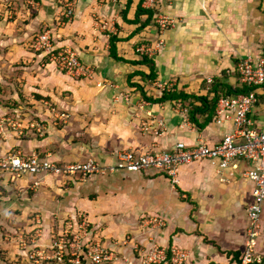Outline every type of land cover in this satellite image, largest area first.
Returning <instances> with one entry per match:
<instances>
[{
	"label": "crops",
	"instance_id": "crops-1",
	"mask_svg": "<svg viewBox=\"0 0 264 264\" xmlns=\"http://www.w3.org/2000/svg\"><path fill=\"white\" fill-rule=\"evenodd\" d=\"M28 2L0 0V117L23 113L26 122L44 123L45 133L7 136L0 164L16 149L61 167L91 160L112 166L124 152H172L178 143L215 147L233 132L232 114L217 122L213 88L222 97L245 89L237 67L247 56H264V0H38L37 10ZM144 10L156 13L155 23L166 16L174 25L165 33L155 23L143 27ZM47 31L57 49L73 50L94 69V80L72 78L30 50L34 37ZM112 38L119 39L115 55ZM161 40L164 47L149 58L156 79L144 80L138 72L149 77L152 69L138 64L137 49ZM171 81L170 93L178 97L161 101L159 85ZM249 119L264 132L262 89ZM250 168L244 160L224 171L195 163L179 168L178 183L154 170L17 178L0 169V233L18 235L0 239V264H31L22 236L42 233L36 249L49 247L66 220L79 218L93 226L95 238L86 242L102 239L121 256L110 264H143L141 252L154 243L188 251L187 264H240L253 202L254 185L245 177ZM262 224L257 252L264 264V214ZM81 264L93 263L84 257Z\"/></svg>",
	"mask_w": 264,
	"mask_h": 264
},
{
	"label": "built area",
	"instance_id": "built-area-1",
	"mask_svg": "<svg viewBox=\"0 0 264 264\" xmlns=\"http://www.w3.org/2000/svg\"><path fill=\"white\" fill-rule=\"evenodd\" d=\"M67 13L68 17L71 18L73 14L72 4H68ZM156 24L160 31L165 33L174 25V22L166 16H159L156 19ZM164 45L165 43L162 40L154 47L141 45L137 49V53L141 57L152 58ZM32 47L68 76L76 79H95L94 69L83 64L76 52L70 49L61 50L56 48L50 31L40 34L34 40ZM237 71L242 86L248 91L247 93L222 97L218 101L216 108L217 122L222 124L224 115L230 113L235 128L233 132L225 135L222 142L215 147H209L204 143L196 147H188L185 143H178L172 152L152 150L138 155L135 152L128 151L122 153L118 162L112 166H102L91 160L61 167L49 159L40 158L37 154L25 156L19 153L0 164V169H4V171L17 178L41 174L53 175L54 177L73 175L89 177L93 175H113L118 172L142 173L154 170L166 173L174 183H178V170L183 166L208 162L219 171H224L229 169L235 161H247L251 168L245 174V177L253 183L254 190L253 202L248 208V241L241 256L240 264H263V258L257 252V240L262 233L264 214V132L254 129L249 114L259 102V89L264 90V56H247L240 61ZM175 83L176 81H171V83L160 84L159 88L162 92H173ZM209 83H213V80H209ZM102 85L100 83L98 86L101 87ZM181 113L188 122L189 110L184 109ZM16 125L18 124L16 123ZM18 126V129H21V125ZM20 131L22 134V130ZM148 220L150 224H162L159 218ZM89 227L90 224L87 221L82 223L70 222L61 238L54 243V256L50 257L45 252L34 251L29 256V260L33 264H44L47 260L64 263L65 258L69 256L70 249H72L73 259L69 260L70 264H81L82 257L88 258L93 264L115 262L116 258L113 252L102 248L100 245L87 247V252L84 250V243H87L86 241L89 238ZM70 235H73V242L69 239ZM134 250L139 251V247L136 246ZM141 258L143 264H187L191 255L188 251L178 247L168 248L154 243L148 250L141 252Z\"/></svg>",
	"mask_w": 264,
	"mask_h": 264
},
{
	"label": "rangeland",
	"instance_id": "rangeland-1",
	"mask_svg": "<svg viewBox=\"0 0 264 264\" xmlns=\"http://www.w3.org/2000/svg\"><path fill=\"white\" fill-rule=\"evenodd\" d=\"M29 1V2H28ZM27 4L33 9V10H37V8H38V0H27ZM0 21H1V19H0ZM42 34V33H41ZM40 35V33L37 35V36H35L34 37V39L32 40V43H30L31 44V46H30V50H32V51H34V52H36L34 49H33V47H32V44H33V42H34V40L38 37ZM28 100V99H27ZM11 102H13L12 100H11ZM26 102H28V101H26ZM1 103V102H0ZM19 104V103H18ZM22 106L24 105L25 107H29V105H27V104H24V103H22L21 104ZM2 106H9V105H7V104H3L2 103ZM10 107L11 108H13V109H16V107H20V104L18 105V106H16V105H10ZM56 120H58V121H60V119L59 118H55ZM55 120V122H57ZM16 123L18 124V125H21V129H18L19 128V126L18 125H16ZM16 125V126H15ZM16 127V128H15ZM20 130H22V134H21V131ZM30 131H34V132H36V135H39V136H41V137H43L44 136V133H45V131H44V123H41V122H39L38 120H30V121H28V122H26V119H25V117H24V114L23 113H10V114H6V115H2L1 117H0V141L2 142V143H7V142H9L10 141V138H7V136H9V135H11V134H14V137L15 138H18V139H23V138H26V137H28L27 135H29V132ZM41 131V132H40ZM6 140V141H5ZM5 141V142H4ZM6 147V146H5ZM9 148V146H7V149ZM8 154H10V157L11 156H15V155H17V154H19V153H17V151H16V149H13L12 151H10ZM83 221H86V220H84V218H79V219H77V221H71V219H69V220H66L65 222H64V224H63V228H61V232H59V231H57V232H55V233H53V235H52V239H51V245H49V247L48 246H39V248L42 250V249H44V250H46V254L48 255V256H54L55 255V250L53 249V246H54V243L55 242H57L60 238H61V236L64 234L63 232L66 230V227H67V225L71 222H73V223H82ZM88 222V221H87ZM90 224V223H89ZM1 228V227H0ZM88 231H89V238L88 239H90V238H95L94 237V232H93V226L90 224V227L88 228ZM75 234V233H74ZM7 235H9L10 237L11 236H13V237H16V238H18V235H16V234H14V232H9V233H5L4 231L2 232V233H0V239H2V241L1 242H3V243H6V242H9V241H11V239L12 238H10L9 236H7ZM42 235V233H38V232H35V233H32V234H26L25 236H22V242H21V244H22V246H24V243H26V248L28 247V250H29V252L27 253V259L29 260V256L34 252V251H38V250H40V249H36L37 247V236L38 237H40ZM14 239V238H13ZM37 239V240H36ZM40 239V238H39ZM70 240H71V242H73V235H70V238H69ZM36 244V245H35ZM85 245H84V250L87 252V247H90V246H96V245H100L102 248H106L107 250H112V248H109L108 246H106L105 247V245H106V242L105 241H103L102 239L100 240V241H98V242H94V240L93 239H91L89 242H87V243H84ZM0 246H1V244H0ZM51 246H52V249H51ZM32 247H34L33 249H32ZM31 248V249H30ZM132 251H133V249H132ZM141 251V250H140ZM140 251H137V253L135 252L134 253V255H136L137 256V254H139V252ZM145 251V250H144ZM111 252H113V254L115 255V258H116V260H115V262H118V260H119V258L121 257L119 254H117L115 251H111ZM134 252V251H133ZM72 253H73V250L72 249H70V251H69V256H67L66 258H65V262H64V264L66 263V264H70L69 263V260L70 259H73V256H72ZM83 258L84 257H82V261H83ZM141 258V257H140ZM84 261H87V260H84ZM29 262L31 263V264H33L30 260H29ZM44 264H63V263H58L56 260H47V261H45L44 262Z\"/></svg>",
	"mask_w": 264,
	"mask_h": 264
},
{
	"label": "trees",
	"instance_id": "trees-1",
	"mask_svg": "<svg viewBox=\"0 0 264 264\" xmlns=\"http://www.w3.org/2000/svg\"><path fill=\"white\" fill-rule=\"evenodd\" d=\"M141 12L142 11H140V13ZM143 12H146L149 15L148 22L146 24H144L143 27H146L147 25H149L148 23H155L154 20H155V14L156 13H154L152 11H145V10ZM155 25H157V24L155 23ZM118 40L119 39H117V38H112V41H111V44H112V54H114V55H115V53H113V51L116 50V44H117ZM116 59L118 60V58H116ZM138 64H140V65H147V66L150 67V69H152V73H151V75L149 77H147L142 72H138L139 73L138 75H141L144 80H147L149 78L156 79L155 73H154V68H153V62L149 59V57L143 56L142 59H141V61H138ZM213 91H214L213 93L216 94V97H215V100L216 101H215V103H218V101L222 98V96H220V95L217 94L218 90H216L215 88H213ZM247 91L248 90H246V89H243L242 91H237V92H234V91L230 90V92H228V94H226L224 96H226V97L232 96V95H235V93L236 94L247 93ZM175 97H178V96L177 95H174L173 93H170V92H164V96L161 98V101H163V100L168 101V99L169 100H173ZM185 97H188L189 98L190 96H185ZM203 101L207 102V100H203ZM206 106H207V104H206Z\"/></svg>",
	"mask_w": 264,
	"mask_h": 264
}]
</instances>
